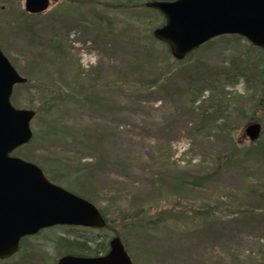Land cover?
<instances>
[{"label":"rangeland","instance_id":"1","mask_svg":"<svg viewBox=\"0 0 264 264\" xmlns=\"http://www.w3.org/2000/svg\"><path fill=\"white\" fill-rule=\"evenodd\" d=\"M106 2L0 0V49L25 78L10 101L35 111L12 154L108 224L41 229L0 264H56L61 237L115 234L133 264H264V50L226 34L176 59L159 11Z\"/></svg>","mask_w":264,"mask_h":264},{"label":"water","instance_id":"2","mask_svg":"<svg viewBox=\"0 0 264 264\" xmlns=\"http://www.w3.org/2000/svg\"><path fill=\"white\" fill-rule=\"evenodd\" d=\"M48 4L49 0H24L29 13H40ZM146 6L164 16V23L152 33L167 43L176 59L226 34L241 36L264 50V0H152ZM24 82L0 49V259L13 255L22 237L44 228L100 229L106 224L94 203L50 181L37 164L12 154L32 138L35 111L16 108L10 101L13 86ZM244 132L255 141L261 124L249 122ZM108 247L98 256L64 254L56 264H133L119 236H112Z\"/></svg>","mask_w":264,"mask_h":264},{"label":"trees","instance_id":"3","mask_svg":"<svg viewBox=\"0 0 264 264\" xmlns=\"http://www.w3.org/2000/svg\"><path fill=\"white\" fill-rule=\"evenodd\" d=\"M92 1H95L97 3L108 1L106 2V3H109L108 6H113V5L114 6L115 5L128 6L129 5L131 7H141V6H146V3L152 0H92ZM106 3H103V4H106ZM110 3L113 5H111ZM261 66H262V69H264V60L261 61ZM40 88H41V91L45 92V88H43L42 86H40ZM55 104L56 102L52 100L50 103L51 107L49 109L54 108ZM45 105H46V102H43L40 108H36V109L40 110ZM255 121L257 120L255 119ZM258 141L259 140H256L252 143H258ZM252 191L255 197L264 203V184L257 185L255 188L252 189ZM83 197L85 198V196ZM101 214L103 215L102 212ZM138 220H141V219L139 218L137 219V221ZM134 221L130 223L133 224ZM150 222L156 223L157 221L153 222V220H151ZM107 225L108 224L106 222L104 228H106ZM69 227L74 228L77 226H69ZM58 243H59L58 248L61 249V252L63 253V255L64 254H75V255H83V256H98L100 254L106 253L109 248L108 241H105V240L98 241L96 237L81 236V235H75V236H72L71 238L63 236L60 238Z\"/></svg>","mask_w":264,"mask_h":264}]
</instances>
